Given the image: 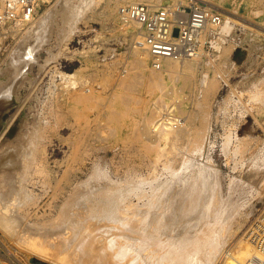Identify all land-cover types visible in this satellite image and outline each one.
I'll use <instances>...</instances> for the list:
<instances>
[{
    "label": "rangeland",
    "instance_id": "374dc122",
    "mask_svg": "<svg viewBox=\"0 0 264 264\" xmlns=\"http://www.w3.org/2000/svg\"><path fill=\"white\" fill-rule=\"evenodd\" d=\"M46 1L41 5L36 22L25 29L24 32L8 28L0 31V81L1 77L3 79L2 83L0 82V112L4 111L1 119L2 129H7L13 124L14 126L17 125V131L3 145L2 150L7 147L15 149L16 146L14 144H18L21 146V150L16 153L17 158L20 163H23H19V168L27 164L25 161L31 157L33 152L32 155L37 160L38 157L41 160L45 158L43 162L46 167V173L49 171L48 175L46 174L48 177H46L44 176L45 173L35 175V170L32 166L29 169L23 168L21 170L23 166L20 169L18 168L20 171L17 173L20 180L24 182V179L28 178L23 183L26 187H24L25 190L31 188V183H27V181H29V177L34 176L36 180L34 181L37 185L35 190L37 193H43L44 191V202H49L50 198L52 199L53 194H55L57 197L55 198L54 196V200L52 199L51 203L58 204L60 202L58 205H64L63 209L66 215L78 211L88 213L94 204V189L97 188H103L104 190L106 188L111 195H115V191L119 190L125 196H128L127 186H129L131 176L146 174L147 170L145 168H148V157L155 156V153L149 152L145 146L147 140L143 130L140 132V129H143L144 126L146 109L153 99L161 96V91L167 89V92H171V88L168 89L169 87H173V85L176 88L181 86L182 92L178 91L180 94L177 93L176 95L173 89L174 95H169L171 98H169L170 100L167 98V101L173 103L172 107L177 112L182 109V116L184 117L185 112H187L186 115L189 113L200 114V119L202 118L201 120L198 118L200 123L196 120L194 125L192 134L196 132V135H192L195 138H192V143L191 139L189 141L191 145H189L188 154L190 153L189 157L199 158L198 162L204 166L201 171L205 178V184L203 188L196 191V194L198 196L205 194L212 197L218 191L220 201L217 204L225 209H222L221 212L224 215L220 219L213 216L211 221L215 223V220L216 222L219 220L217 225L222 226L225 224L229 227V221L230 225H232L231 221L233 218L235 219L242 211H246L248 207L250 209L249 219L243 231L237 236H231L228 233L220 247L227 250V246H229V249L233 247V250L232 248V251L230 250L231 252L237 251L240 246L239 242L246 240L248 229L264 210V193H261L264 192V0H203L211 6L212 4L219 6L217 10L221 13L223 12L221 27L208 35V42L203 49V53L207 54H203L200 60L201 65L195 68V71L188 73L180 69L179 73H177L178 76L176 74L174 77L175 81L174 79L173 81L167 79L163 86L155 87L154 91H152L154 88L151 87L152 89H150V85L148 84V86L146 81L140 82L141 79L138 72L141 69L136 66L137 64L133 60L132 47L134 40L132 38L136 35L137 28L133 24L125 25L124 22H121L122 18L118 16L120 7L131 4L129 0H93V6L89 10H82L81 12L78 10L79 14L76 21L92 14L96 5L99 14L94 19L91 18L87 23L79 21V32L76 34H71L64 30L63 18L62 16H57L43 35L29 37L30 32L36 28L35 25L37 23L41 24L49 14L55 12L54 10L59 7L63 0ZM64 1L71 8L76 7L81 2V0ZM71 35L73 36L69 39ZM78 39H80V43L76 42ZM66 42H69L72 51L86 50V55L69 54L60 56ZM8 64H12L15 69L14 75L5 73ZM53 64L68 73L74 72L76 69L81 70L79 73L81 81L87 82V86L93 91L92 98L87 104H76L72 99V93H68L71 92L68 90L69 88L62 89V86L57 88L52 84ZM148 64L150 65V61H148ZM128 67L131 68L128 69ZM136 70L138 71L134 72L135 74L133 75V71ZM122 71L124 72L123 74ZM125 72L126 74L128 72V74L126 75ZM120 77L122 79L126 77L127 79L121 82L122 79L120 80ZM24 79L25 83L22 87L18 88L14 85ZM134 79L135 81L133 82ZM128 80L129 83H127ZM28 81H31V83ZM130 81L134 83L132 86ZM119 82H121L120 85H118ZM123 84H125L124 88L127 85L126 91L122 88ZM129 86L131 90L128 88ZM133 89L135 92H133ZM12 90L18 99L16 104H12L14 96V93L11 92ZM54 91H58L56 93L59 96H56ZM52 92L54 94H51ZM122 92H128L131 95L128 93L123 94ZM121 93L123 97L129 96V98L122 99ZM174 96L176 97L175 99H173ZM134 98H137L135 99L136 101L132 100ZM126 100L129 104L126 103ZM174 101L177 102L175 103ZM45 102H48V104ZM122 103L126 105L123 106ZM177 103L179 107H176ZM98 104H101V107ZM112 107L115 109L117 118L111 115V112L114 111L111 110ZM132 108L137 109V111L132 110ZM102 109L103 112L100 113ZM98 114L99 117L97 116L96 119ZM78 117H82L83 120ZM100 117L103 118L101 119ZM107 122H111L109 123L110 129ZM197 122L201 127L203 126V129ZM202 123L205 124L203 125ZM99 124L101 127L98 126ZM105 125L108 128H105ZM141 125L143 126L141 127ZM91 126H93V129ZM135 126H138L136 128L138 134L133 131ZM197 126L200 128H196ZM112 128L114 129L111 130ZM112 131L114 133H111ZM94 134L100 135V139ZM132 139L133 142H131ZM93 140L96 143L92 142ZM74 142H77L78 145ZM134 142L135 144H132ZM73 143L79 148L74 147ZM87 143L89 147L91 146L90 148L86 145ZM203 144H206L207 147L203 146ZM134 147L137 148L134 149ZM21 153L25 158L23 156L20 157ZM6 159L3 158L2 162H5ZM137 162L140 163V166ZM132 163L134 164L132 165ZM50 167L52 168L51 170ZM61 171H64V173ZM65 172L69 174L66 173V176ZM99 172L103 173L104 176L100 178L99 183L95 182L96 185L92 180L94 177H99L97 175ZM60 173L63 178L65 177L64 179H62ZM92 175L93 177H91ZM22 176L25 177L22 178ZM46 178H49L50 182H46ZM66 179L68 182L65 181ZM20 180L17 179V183L20 184ZM54 180L57 183L59 181L60 190ZM102 180L104 185L100 183ZM29 183L30 185H28ZM45 185L49 186L46 188ZM93 185H96V188ZM67 189H70V191ZM46 190L49 192L47 191L46 193ZM78 193L80 194L77 195V198L82 197V194L88 196L90 204L86 205L84 198H80V201L78 199L77 201L76 199L71 200ZM50 194L51 197L49 196ZM62 195L64 196L62 197ZM71 196V201L68 202L67 200ZM125 196L124 202L128 204L129 196L128 199L126 198L127 200H125ZM216 210L218 211V209L214 211ZM2 213H5L6 218L10 220L12 215L6 210V205L2 199V187L0 186V215ZM46 214L43 220L41 218L37 220L24 218L25 221L23 222V217H21L20 224L11 229V231L5 230L4 225H0V237L17 246L27 257L43 264H102L103 260L115 264V230L107 233L105 232L107 227L99 223L96 230H85V228L83 232L82 230L64 232L58 228L59 222L61 224V217L59 218L58 213L54 211ZM231 216L233 217L230 219ZM41 247L47 249L42 252L45 254L70 248L77 255H72L73 258L70 260L66 258L65 260L54 259L42 254L40 251ZM192 249L193 252H191ZM201 249L188 248L187 250H191L190 252L192 255L195 254L194 256L190 255V252H188V256L185 253L186 250L184 251L185 257L189 258L187 260L191 259L190 261H192L189 264H201V262L202 264H209L208 262L212 259L209 256L210 254H208L210 253L209 250ZM129 250L130 252L132 251L131 249ZM194 250L196 253H194ZM224 250L219 249L217 253L219 257H217L215 264L224 259ZM198 251H207V253L200 252V254ZM128 252L126 254L129 258L132 253L129 252V255ZM81 253L83 256H78ZM200 255L202 257L204 255V257L202 258Z\"/></svg>",
    "mask_w": 264,
    "mask_h": 264
},
{
    "label": "bare ground",
    "instance_id": "6f19581e",
    "mask_svg": "<svg viewBox=\"0 0 264 264\" xmlns=\"http://www.w3.org/2000/svg\"><path fill=\"white\" fill-rule=\"evenodd\" d=\"M129 1L131 2V4H136L139 2L142 3L145 1H148L149 3H152V4H160V3L164 2V0H129ZM179 1H181V0H169V1H165V2L178 3ZM93 2H94L93 0H81L79 5H77L74 8H71V7H68L66 5V1H64V0L61 1V4L59 5V7L57 5V7H58V8H56L57 10L56 9L54 10L55 12H52V14H49L48 17L41 24L37 23V25H35L36 28H34L33 31L30 32L29 37L30 36L39 37V36L43 35L47 31V29L50 28V25L53 23V21L55 20V18L57 16H62L64 25H65L64 30H66L67 32H70L71 34L78 33L79 32L78 31L79 30L78 29L79 21L87 23L91 18L94 19V17L97 14H99L98 8L96 5L93 8L92 14H90L89 16H84L81 19H79V21H76L79 12H81L82 10H89L91 8V6H93ZM98 4H100V3L98 2ZM120 5H122V4H120ZM123 6H125V5H123ZM212 6H213V8H216V10L219 9V6H216L215 4H212ZM78 10H79V12H78ZM225 12H227V11H225ZM118 16H120V18H122L121 22H124L125 25L133 24L135 26L134 23L130 22V20L126 16L121 15L120 12H119ZM225 16L228 17L227 15H225ZM35 22H36V18L32 24H34ZM229 22H230V20H229ZM38 25H39V27H37ZM228 27L230 28V26H228ZM19 31H23V30H19ZM137 35L138 34L136 33V35H134L132 38L134 40L133 41V47H132V54L134 56L133 60H135V64H137L136 66H138V68L141 69V71L138 72V75H140L139 78L141 79L140 82L143 83V80L146 81L147 85L148 84L150 85V86L148 85L150 87V89H152L151 87L154 88L152 91L155 90V87L159 88V87L163 86L167 79H171V81H173V79H174V81H175L174 77L176 76L177 73H179L180 69L181 70L183 69L184 71H187L188 73H192L193 71H195V68H197L199 65H201L200 60H201L203 54H205V53H203V49H204L205 45L203 46L200 54L195 58H188V59H184V60L164 58L162 61L161 69H155L151 65V55L149 54L148 50L145 47L137 45V43H136ZM72 36L73 35H71L69 37V39H71ZM205 36H206V34L204 35V37ZM85 53H87L86 50H82V51L77 50V52L72 51L70 49L69 42H66L64 44V47L62 49L60 56L61 55L67 56L69 54H79V55L84 54V55H86ZM55 61H57V60H55ZM148 61H150V65L148 64ZM52 66H54V68H53L54 70H52L54 72V74L51 75V82L55 87L58 88V87L62 86V89L69 88L68 90L71 92H68V93H72V95H71L72 99L76 104H84V103L87 104L91 100L92 95H93L92 94L93 91L90 87L87 86V82L81 81V79L79 77V73L81 72L80 69H76L74 72L68 73V72L62 71L57 65L53 64ZM131 66L133 67V65H131ZM129 68H131V67H128V69ZM5 70H6L5 73L8 75H10V74L14 75L15 74V69L13 68L12 64H8V66ZM137 71L138 70L133 71V75L135 74L134 72H137ZM123 73L124 72L122 71V74ZM125 74H126V72H125ZM127 74H128V72H127ZM126 75H124V76H126ZM177 76H178V74H177ZM177 78H179V77H177ZM121 79H122V77H120V80ZM125 79H127V78L125 77L124 79L121 80V82L124 81ZM192 79H194V78H192ZM2 80L3 79L1 77V81ZM134 81H135V79L133 80V82ZM28 82L31 83V81H28ZM121 82H119L118 85H120ZM1 83H0V85H1ZM24 83H25V79L18 81L14 85L16 87L20 88V87H22V85H24ZM127 83H129V80L127 81ZM127 83H125V84H127ZM125 84H123L122 88H124ZM132 84H134V83L131 82V86H132ZM127 85H129V84H127ZM126 86H125V88H127ZM148 86H147V90H148ZM180 87L181 86L177 87L178 90H176L177 89L176 86L174 87V85H173V87L171 86L168 88V89L171 88L170 89L171 92H167V89L165 91H161L162 92V93H160L161 96L153 99L152 103L150 102L151 104L149 103V106L146 109V115H145V117L143 116L145 119L142 117L145 121H144V126L141 125V127L143 126V129L141 128L140 132L143 130V134L145 135V138L147 140L145 142V146L149 152H154L155 156L154 157H148V159H149V161L147 160L148 161L147 162L148 168H145L146 166L144 167L147 170L146 174H143L140 176L139 175H132L131 176L130 181H129V186H127L128 187L127 192L129 194L128 195L129 199H128L127 195H126L127 196L126 197L124 195V193H122V191H119V190L115 191V195H111L110 193H108L106 188H105V190L103 188L102 189L101 188L94 189L95 193H94L93 197H94L95 201H94V204L92 205V207L90 208V211L88 213H83V212L78 211V212H74L73 214H67L66 215L64 212V209H63L64 205H58L60 203L58 201H57L58 204L51 203L55 194H53V197H52V199L50 198L49 202H44V199H43L44 191H43V193H37L35 190V186H37V185H36V182H35L36 180L34 179V176L31 178L29 177V181H27V183L28 182L31 183V186H30L31 188H29L28 190H25L26 187L24 186L23 183L26 180H28V178H25L24 182H23L20 180V178L18 177V173H17L18 171H20V170H18L20 160L17 158L16 153L18 152V150L19 151L21 150V148H20L21 146L17 144L19 146L18 147L17 145L14 144V146H16L15 149H12V147L11 148L7 147L6 149L2 150L3 145H5L6 142L8 141V139H11L13 134L17 131V127H16L17 125L14 126V124H13L10 127H7V129H2L1 119H2V113L4 111H1L0 112V172H1L0 173V186L2 187V199L4 200V203L6 205V210L12 216L10 217V220H9L6 218L5 213L4 214L2 213L3 216L0 215V225H4L5 230L11 231V229H14L15 226L20 224L21 217H23V220H22L23 222L25 221L24 218L36 219V220L41 218L43 220V218L45 219L47 212L51 213V212L55 211L56 213H58L59 218L61 217L60 218L61 224L59 222V226H58L60 231L63 230L64 232H66V231L69 232V231H73V230H79V231L82 230V232H83L85 228H86L85 230H91V229L96 230L97 225L99 223H101L107 227V229L105 230V232H107V233H111V230H113V231L115 230V264H189V262L190 263L192 262V261H190L191 259L187 260L189 258L185 257V255L191 251V250H187L188 248H190V249L194 248L195 250L203 248V249L209 250L210 253H208V254H210L209 256L212 257V259L208 263L209 264H215L217 257H219V255L217 256L219 249L224 250L223 247L222 248H220V247L223 244L228 233L231 236H233V235L237 236L245 228V224L247 223V221L249 219L250 209L248 207V209L246 211H242L240 214H238V216L235 219L233 218V220L231 221L232 225H230V221H229V227H228V225H225V224L222 226L217 225L219 220H218V222H216V220H215V223H213L211 221V218L213 216H214V218L216 216L217 219H220L224 215L223 212H221L222 209H224V208H222L221 206H218L219 204H217V202L220 201L218 191L212 197H209L205 194L203 196H201V195L198 196V194H196V191L200 188H203V186L205 184V178L203 176V172L201 171V169L204 168V166L200 162H198L199 158L189 157L190 153L188 154L189 145H191L189 141L191 139V143H192V140L195 139V138H193L192 135H194V134L196 135V132L193 134H192V132L194 129V125L196 124V120L198 121V118L200 119V114H198L199 115V117H198V115H196L194 113H189L188 115H186L187 112H185L186 114L184 117V116H182L183 115L182 109L178 108L180 110V111H178V113L182 117L180 120L166 117L167 116L166 113L169 112L170 108L173 106V103L168 102L167 98L168 99L171 98L169 95L173 96L175 92H176V95L179 92L181 93L182 88H180ZM18 88H17V90H18ZM128 88L130 89V86ZM12 89H14V88H12ZM125 91H126V89H125ZM172 91H174V93ZM11 92H13V90ZM54 92H55L56 96H59L58 93H56L58 91H54ZM133 92H135L134 89H133ZM13 93H14V96L12 98V104H16L18 99L15 96V92H13ZM126 93H128V92H126ZM51 94H54V93L52 92ZM123 94L120 95V96H122V99L123 98L126 99L127 97L129 98V96H127L126 98L123 97ZM68 95H67V97H68ZM114 95H116V94H114ZM117 95H118V93H117ZM129 95H131V94H129ZM29 96H31V95H29ZM71 96L69 95L70 98H71ZM70 98H68V99L70 100ZM175 98L176 97L174 96L173 99H175ZM122 99H121V101H123ZM130 99H131V96H130ZM130 99H129V101H130ZM135 99H137V98H134L132 100L136 101ZM140 99H141V97H140ZM178 100H179V98H178ZM185 100H189V99H185ZM97 101H99V100H97ZM45 103L48 104V102H45ZM126 103L129 104L127 102V100H126ZM120 104H121V102H120ZM98 105H100V107H101V104H98ZM122 105H123V103H122ZM125 105H123V106H125ZM178 105L179 104L177 103L176 107ZM108 106H109V104H108ZM108 106H106V107H108ZM131 107H130V109H131ZM111 110H114L111 112V115L116 116V118H117V114L115 115V109H113V107H112ZM132 110H135V108H132ZM135 111H137V109ZM43 112H44V110H43ZM102 112H103V109L101 110L100 113H102ZM195 112H196V110H195ZM198 112H199V109H198ZM97 116L99 117V114L96 115V119H97ZM78 118L82 119V117H78ZM100 118L102 119L103 117H100ZM106 119H108V118L106 117ZM94 120H95V118H94ZM200 120L198 121L199 123H200ZM78 122H79V119H78ZM92 122H94V121H92ZM198 122H197V124L200 125ZM87 123H89V122H87ZM109 123H111V122H109ZM109 123L107 122V125L110 129ZM100 124H101V122H100ZM100 124L98 125L99 127H101ZM202 124L204 125L205 123H202ZM107 125H105V128H108V127H106ZM123 125H125V124H123ZM137 127L135 126V128H134L135 130H133V131L137 132L138 131V130H136ZM200 127H201V125H200ZM200 127L197 126L196 128L199 129ZM202 127H201V129H203ZM91 128L93 129V126H91ZM87 129L89 130V128H87ZM98 129L100 130V128H98ZM113 129L114 128H112L111 130H113ZM198 129H196V130L198 131ZM100 131H99V133H100ZM95 132H96V130H95ZM111 133H114V132L112 131ZM21 134H23V133H21ZM24 134H26V133H24ZM136 134H138V132ZM136 134H135V136H136ZM19 135H20V133H19ZM84 135H85V133H84ZM96 135L94 134V136H96ZM144 135H143V137H144ZM28 136H30V135H28ZM98 137L100 139V135ZM81 140H83V139H81ZM135 140H138V139H135ZM31 141H33V140H31ZM34 141H36V140H34ZM92 142H94V140ZM131 142H133V139L131 140ZM131 142H127V143H131ZM94 143H96V142H94ZM229 143H228V145H229ZM132 144H135V142ZM36 145H37V143H36ZM40 145L42 146V144H40ZM77 145H78V143H77ZM77 145H75L74 147H76ZM86 145L88 146L89 144L87 143ZM204 145L206 146V144H203V146ZM14 146H13V148H14ZM24 146H26V145H24ZM41 146H39V147H41ZM133 146H135V145H133ZM29 147L32 148L31 146H29ZM18 148H20V149H18ZM76 148H79V147H76ZM125 148H127V147H125ZM135 148H137V147H134V149ZM75 149H73V150L76 151L77 149L76 150ZM130 149L132 150V148H130ZM196 149H198V148H196ZM35 150H37V149H35ZM137 150L139 151V149H137ZM121 151L123 152V150H121ZM36 153H38V151H36ZM126 153H128V152H126ZM129 153H131V152L129 151ZM32 154H33V152L31 153V157L29 156L30 158L26 159V161L24 159L25 157L23 156V154L21 156L19 155L20 157L23 156L24 161L27 163V164L22 165L23 167L20 165L22 167V168L20 167L21 170L23 168L29 169V168L33 167L35 170V175L45 173L44 176H46V174L49 171L46 173V167H45L44 162H43L45 158H42L43 160H41L38 157V160H39L38 161ZM143 157H145V156H143ZM3 158H7L5 160V162H2ZM45 162H46V160H45ZM144 162H146V161H144ZM20 164H23V163L21 162ZM133 164L134 163H132V165ZM28 165H30V166H28ZM49 165H51V164H49ZM54 165H55V163H54ZM138 165L140 166V163H138ZM132 168H133V166H132ZM51 169L52 168L50 167V170ZM133 170H134V168H133ZM81 172H83V171H81ZM62 173H64V171ZM66 173H68V172H65V174ZM70 173H72V172H70ZM97 175L99 177H94V179L92 180L93 183H95V182L99 183L100 178H102L104 176V174L101 172H99ZM60 176H61V173H60ZM66 176H67V174H66ZM24 177L25 176H22V178H24ZM46 177H48V176H46ZM61 177H62V179L65 178V177L63 178V176H61ZM61 177H59V178H61ZM91 177H93V175ZM16 178L18 180H20L19 181L20 184L17 183ZM46 179H44V180H46ZM48 179L46 180V182L49 181ZM67 179H69V178H67ZM67 179L65 180L66 182H68ZM54 182H56V181L54 180ZM66 182H64V183H66ZM30 183L28 185H30ZM58 183H59V181H58ZM58 183L56 182L55 184L58 185ZM100 183H103V180ZM18 184H19V186H18ZM81 184H83V183H81ZM96 185H93V186L96 188ZM103 185H104V183H103ZM48 186H46V188ZM51 186H53V185H51ZM98 186H99V184H98ZM100 186H102V185L100 184ZM4 188H5V190H3ZM58 188L60 190L59 185H58ZM61 188H63V187H61ZM70 189H71V187H70ZM70 189H67V190L70 191ZM219 189H221V188H219ZM42 190H43V188H42ZM42 190L40 189L41 192H42ZM48 190H46V193ZM65 191H66V189H65ZM75 191H73V192H75ZM52 193H54V192H52ZM66 193H69V192H66ZM72 193H71V195H72ZM261 193H264V192H261ZM59 194H61V192H59ZM79 194L80 193L76 194V197L73 199H71L72 196L69 199L67 198L68 196L65 198L68 199L67 200L68 202L71 200L76 199V201H77V199L79 200L80 198H84L85 199L84 203L86 205L87 204L89 205L90 201L88 200V196L82 194V197L80 196L79 198H77V195H79ZM73 195H74V193H73ZM261 195H263V194H261ZM49 196L51 197V194ZM63 196L64 195H62V197ZM124 196H125V200H127V199L129 200L128 204H126L124 202ZM46 197H48V196H46ZM56 197L57 196H55V198ZM81 202H83V201H81ZM215 209H218V211L217 210L214 211ZM231 211L233 212V210H231ZM228 212H229V210H228ZM226 214H228V213H226ZM232 217L233 216H231L230 219ZM233 221H234V223H233ZM220 224H221V222H220ZM226 224H227V222H226ZM91 226H92V228H90ZM247 236H248V234H247ZM227 239H228V237H227ZM245 239L246 240L244 242L243 241H241V243L239 242V245H240L239 249L235 252L229 253V255H227L228 251H230L231 248L233 250V247H231L229 249V246H227L228 245L227 244L226 246L228 249L224 250V252H223L224 259L222 258L223 260H221V258H219L221 261H219L218 264H250L249 260L254 253V249H253V245L251 244V242H249V239L247 237ZM230 246H232V245H230ZM66 249H64L63 251H59V250L58 251H51V252L45 254L42 252L44 250H47V249H45L44 247H41L40 251L42 254H44L46 256H50L51 258H54V259H64L65 260V258H66V259L70 260L73 258L72 255L73 256L77 255V253H74L72 249H70V248H68V250H66ZM127 249L129 252H130L129 249L132 250L130 252V253H132V255L129 256V258L127 257V254H126V252H128ZM184 251L186 253L185 255H184ZM129 252H128V254H129ZM191 252H193V249ZM191 252L189 253L190 255H192ZM200 252L207 253V251L206 252L200 251ZM200 252L198 251V253H200ZM225 252H227V253L225 254ZM194 253H196V251ZM189 254H188V256H189ZM79 255L81 257L83 256L82 253L78 254V256ZM194 255H192V256H194ZM203 257H204V255H203ZM133 262H135V263H133ZM103 263L104 264H112L111 262H109L107 260H103L102 264ZM201 264H202V262H201Z\"/></svg>",
    "mask_w": 264,
    "mask_h": 264
},
{
    "label": "built area",
    "instance_id": "2783aa9c",
    "mask_svg": "<svg viewBox=\"0 0 264 264\" xmlns=\"http://www.w3.org/2000/svg\"><path fill=\"white\" fill-rule=\"evenodd\" d=\"M44 2L47 1L0 0V31L4 28L24 31L34 22ZM119 12L135 24L136 43L148 50L155 69H161L164 58L197 57L208 42V35L223 23V14L202 0L139 2L122 6ZM76 42L80 43V39ZM166 114L168 118H182L175 108ZM247 234L254 249L249 263L264 264V210ZM0 264L43 263L27 257L17 246L0 237Z\"/></svg>",
    "mask_w": 264,
    "mask_h": 264
}]
</instances>
